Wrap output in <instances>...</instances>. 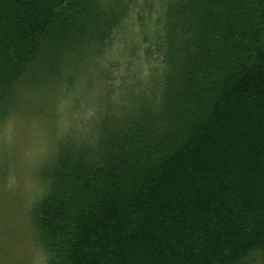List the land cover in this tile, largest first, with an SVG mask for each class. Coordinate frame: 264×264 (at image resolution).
Instances as JSON below:
<instances>
[{"label":"trees","instance_id":"16d2710c","mask_svg":"<svg viewBox=\"0 0 264 264\" xmlns=\"http://www.w3.org/2000/svg\"><path fill=\"white\" fill-rule=\"evenodd\" d=\"M158 3L155 84L62 144L33 205L47 264H264V0ZM125 11L0 0V110L106 54Z\"/></svg>","mask_w":264,"mask_h":264},{"label":"rangeland","instance_id":"374dc122","mask_svg":"<svg viewBox=\"0 0 264 264\" xmlns=\"http://www.w3.org/2000/svg\"><path fill=\"white\" fill-rule=\"evenodd\" d=\"M122 3L127 26L117 31L106 54L81 64L79 75L67 72L48 87L44 84L49 81L32 77L0 110V264H47L32 208L48 187L59 148L76 134L79 138L94 132L99 115L119 110L131 91L143 89L151 74V87L158 79L159 56L154 45L158 0ZM136 20L140 27L134 24ZM124 43L130 49L119 56L115 49ZM141 45L150 50H142ZM140 60L145 64L141 66ZM255 258L254 264H263L262 257Z\"/></svg>","mask_w":264,"mask_h":264}]
</instances>
